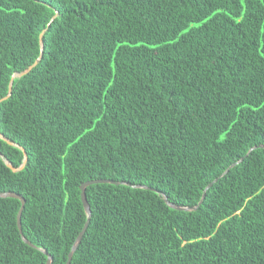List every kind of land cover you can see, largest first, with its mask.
<instances>
[{
	"label": "trees",
	"instance_id": "1",
	"mask_svg": "<svg viewBox=\"0 0 264 264\" xmlns=\"http://www.w3.org/2000/svg\"><path fill=\"white\" fill-rule=\"evenodd\" d=\"M29 66L0 264H65L105 179L70 264H264V0H0V99Z\"/></svg>",
	"mask_w": 264,
	"mask_h": 264
},
{
	"label": "water",
	"instance_id": "2",
	"mask_svg": "<svg viewBox=\"0 0 264 264\" xmlns=\"http://www.w3.org/2000/svg\"><path fill=\"white\" fill-rule=\"evenodd\" d=\"M39 43H40V46H41V45H42V44H41V34L39 35ZM33 65H34V64H33ZM31 67H32V66H29V67H27V69L22 70V72H19V73H13V74H12L11 79H10V82H9V86H8L7 94H6V96H5L3 99H0V101L5 100V99H7V98L10 96V93H11V84H12L13 79H14V78L22 77V75H25L29 70L32 69ZM0 139H2L3 141H5L8 145L13 146V147H15V148H18L19 150L22 151L24 159H23L22 164H21L18 168L13 167V166L9 163L8 160L3 159V162H4V164H5V166H6L7 168H9L12 172H17L18 170H20V169L23 167L24 162H25V160L27 159L26 156H25V153H24L23 149H22L20 146H18L17 144H15V143H13V142H10V141L7 140L6 138H4L1 134H0ZM258 147L261 148V147H264V146H258ZM251 151H252V149H250V150L248 151V153L251 152ZM0 156H1V155H0ZM1 157L4 158L3 156H1ZM241 160H242V159H241ZM231 166H233V165H231ZM231 166H229V167H231ZM226 172H227V170H226L225 172H223V174H221L218 178L222 177ZM218 178L214 179L212 182H210V183L205 187V189H204V191H203V193H202L201 199L204 197L205 191H206L207 189H209V187H210L214 182H216V180H217ZM93 184H114V183H112L111 181L105 179V180H91V181H87V182L81 183V184L79 185L78 188H79V191H80V200H81V204H82L83 210H84V212H85V214H86V222H85V224L83 225V227H82L81 231L79 232V234L77 235V237H76L74 243L72 244L71 249H70V251L68 252V254H67V256H66V262H65V264H70L71 257H72V255H73L74 251L77 250V246H78V244H79V242H80V239H81V237H82L84 231H85L86 228H87V224H88L89 216H90V209H89V205L87 204V201H86V198H85L84 191H85V188H86V187H88V186H90V185H93ZM126 185H127V186H130V187H132V188H142V189H145V190H151L150 188L145 187V186H140V185H136V186L134 185V186H131V185H129V184H126ZM153 191H155V190H153ZM7 197H8V198H15V199L19 200V202H20V207H19V210H18L17 215H16V226H17V229H18V232H19V234H20V236H21L22 241H23L25 244H27V245H29V246H32V245H31L28 241H26V240L23 238V236L21 235L20 215H21V212H22V209H23V206H24V199H23L21 196H18L17 194H15V193H0V198H7ZM162 198H163V201L165 202V204H166L167 206H169L170 208H172V209H175V210H178V211H180V210L187 211V210H193V209H195L194 207H192V208H181V207H177V206H174V205L170 204V203L167 201V199H166L165 196H163ZM42 252H43V254H45V255L47 256V260H46V263H45V264H49V263L51 262V258L47 255V253H46L45 251H42Z\"/></svg>",
	"mask_w": 264,
	"mask_h": 264
}]
</instances>
